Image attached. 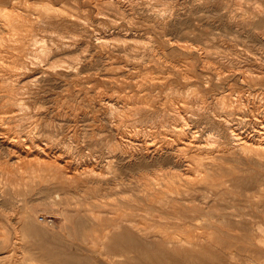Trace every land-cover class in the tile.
I'll list each match as a JSON object with an SVG mask.
<instances>
[{
    "label": "rangeland",
    "instance_id": "obj_1",
    "mask_svg": "<svg viewBox=\"0 0 264 264\" xmlns=\"http://www.w3.org/2000/svg\"><path fill=\"white\" fill-rule=\"evenodd\" d=\"M263 117L264 0H0V264H264Z\"/></svg>",
    "mask_w": 264,
    "mask_h": 264
},
{
    "label": "bare ground",
    "instance_id": "obj_2",
    "mask_svg": "<svg viewBox=\"0 0 264 264\" xmlns=\"http://www.w3.org/2000/svg\"><path fill=\"white\" fill-rule=\"evenodd\" d=\"M24 2V1H23ZM16 3V2H15ZM17 5V4H16ZM14 7V6H13ZM18 7H19V4H18ZM11 8H12V6H11ZM17 8V7H16ZM13 11V10H12ZM2 13H4V12H2ZM1 13V14H2ZM11 14H12V12H11ZM11 14L10 13H7V12H5V16L6 17H9V16H11ZM16 14H18V13H16ZM37 14V13H36ZM2 18V17H1ZM18 18V17H17ZM11 20V19H10ZM87 21V20H86ZM16 22V21H15ZM10 25V24H9ZM12 25V24H11ZM10 25V26H11ZM44 65V64H43ZM36 72V71H35ZM34 76V75H33ZM36 77V76H35ZM38 77V76H37ZM10 78V77H9ZM26 78V77H25ZM30 78H32V77H30ZM29 78V79H30ZM34 79V78H33ZM36 80V79H35ZM21 81V80H20ZM193 95V94H192ZM191 95V96H192ZM23 101V100H22ZM253 103V102H252ZM23 104V103H22ZM120 105V104H119ZM253 105V104H252ZM256 106V105H255ZM176 107H178L177 105H176ZM175 108V107H174ZM180 111V110H179ZM251 111H254V109L252 108L251 109ZM244 114V113H243ZM242 114V115H243ZM246 115V114H245ZM244 116V115H243ZM117 117V116H116ZM261 119V118H260ZM185 121V120H184ZM183 121V122H184ZM256 123H257V121H256ZM184 126V125H183ZM256 128H254L253 129V134H250V132H249V134L248 133H245L246 132V130H244L243 128V126H241L240 124H237V125H229V127H230V137L232 138V140H234L235 142V144H236V146L237 147H239V148H241V149H245V151L246 150H259V149H264V117H263V119H261L257 124H255L254 125ZM177 128V127H176ZM132 129V128H131ZM198 130V129H197ZM29 131V130H28ZM149 131V130H148ZM150 132V131H149ZM74 135V134H73ZM139 136V135H138ZM38 138V137H37ZM230 138V139H231ZM211 139V138H210ZM263 139V140H262ZM47 143V142H46ZM139 147V146H138ZM183 147V146H182ZM59 148V147H58ZM231 148H233V147H231ZM139 149V148H138ZM142 149V148H141ZM230 149V148H229ZM140 150V149H139ZM22 151V150H21ZM42 152H43V150H42ZM121 152V151H120ZM20 153V152H19ZM237 154H240V153H237ZM46 156H47V154H46ZM246 156V155H245ZM257 157V156H256ZM25 160V159H24ZM46 160V159H45ZM49 162V161H48ZM47 161H46V163H48ZM33 163V162H32ZM37 163V162H36ZM53 163V162H52ZM42 164V163H41ZM49 164V163H48ZM80 164V163H79ZM40 165V164H39ZM97 165V164H96ZM80 166V165H79ZM46 166H44V168H45ZM96 167V166H95ZM90 169V168H89ZM88 169V171H90ZM81 171H83V170H81ZM86 171H87V169H86ZM83 173V172H82ZM82 173H80V174H82ZM74 174H76L75 172H74ZM73 175V174H72ZM71 176V175H70ZM21 218V217H20ZM27 218L28 219H31L32 218V216L31 215H27ZM28 224V223H27ZM29 225V224H28ZM28 227V226H27ZM4 253V252H3ZM33 257V256H32ZM28 264H32V262L31 263H28Z\"/></svg>",
    "mask_w": 264,
    "mask_h": 264
},
{
    "label": "built area",
    "instance_id": "obj_3",
    "mask_svg": "<svg viewBox=\"0 0 264 264\" xmlns=\"http://www.w3.org/2000/svg\"><path fill=\"white\" fill-rule=\"evenodd\" d=\"M41 219L44 220V217L42 216Z\"/></svg>",
    "mask_w": 264,
    "mask_h": 264
}]
</instances>
